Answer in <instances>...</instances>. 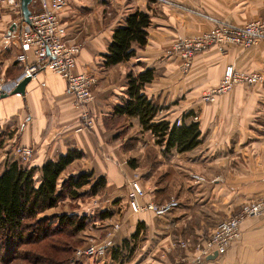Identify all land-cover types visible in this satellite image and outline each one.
<instances>
[{
	"label": "crops",
	"instance_id": "obj_1",
	"mask_svg": "<svg viewBox=\"0 0 264 264\" xmlns=\"http://www.w3.org/2000/svg\"><path fill=\"white\" fill-rule=\"evenodd\" d=\"M4 7L0 77L16 79L23 73L17 62L19 40L16 33L7 37L20 12ZM185 8L234 25L264 18V0H66L60 14L67 29L65 41L82 46L75 72L98 79L95 99L88 108L93 129L79 131L85 110L66 96L65 80L52 72L31 81L25 95L0 99V173L7 162L16 159L13 151L17 146L35 149L34 159L25 164L29 168H41L71 150L82 151L83 158L70 165L63 178L89 172L106 178L104 195H100L107 197L106 203L123 204L126 209L113 243L120 246L141 225L146 233L139 248L144 264H178L171 253L174 242L187 241L193 246L202 242L205 230L193 227L189 220L194 213L204 218L215 219L221 213L223 218L229 217L264 194V80L251 87L236 86L212 104L202 100L204 93L220 84L227 66L264 78V42L250 49L232 46L224 54L212 48L184 71L179 56L168 54L173 43L213 27L204 16ZM136 11L151 17L147 45H135L136 56L130 61L105 68L104 56L115 30ZM147 70L155 77L143 93L160 107L158 120L190 123L198 116L201 143L193 151L165 153L153 135L142 129L138 118L116 113L128 99V74ZM129 172L141 176L149 199L161 203L176 198L179 208L163 218L150 212L134 214L126 201L124 176ZM110 207L105 211L113 209ZM241 231L240 243L204 264H264V215L244 222ZM190 258L188 253L185 261ZM111 262L118 261L110 253L105 264Z\"/></svg>",
	"mask_w": 264,
	"mask_h": 264
},
{
	"label": "trees",
	"instance_id": "obj_2",
	"mask_svg": "<svg viewBox=\"0 0 264 264\" xmlns=\"http://www.w3.org/2000/svg\"><path fill=\"white\" fill-rule=\"evenodd\" d=\"M150 25L151 17L144 12L136 11L128 15L125 24L114 32L108 53L104 56L103 66L111 68L134 58L136 56L134 46L144 48L148 43L147 30ZM154 77L152 70L139 75L129 73L128 99L124 105L116 108V113L138 118L142 129L153 135L156 144L163 147L165 153L173 150L181 154L193 151L201 143L199 124L196 121L190 123L183 121L177 126L176 123L158 120L160 107L143 93ZM83 156L82 151L71 150L56 161H48L41 168H29L18 159L5 164L0 173V262L2 264H11L19 260L57 264L55 253L58 250L53 241L45 247L46 254H38L34 250H26L21 254L22 247L30 243L38 244L46 241V236L51 230L53 233H60L65 227H69L72 229V234L86 230L91 220L88 215L63 213L55 214L50 218H41L42 214L59 208L65 202L76 203L83 197L99 196L106 188V178L96 177L94 172L63 178L67 168ZM130 165L134 167L132 161ZM87 187L89 189L84 190ZM111 213L104 211L99 217L105 220ZM143 230L145 229L139 225L130 239H125L121 247L112 249L113 259L121 264L123 258L132 256ZM35 236L39 239L37 242H28ZM127 251L130 254L126 255ZM68 263L74 264L75 259H69Z\"/></svg>",
	"mask_w": 264,
	"mask_h": 264
},
{
	"label": "built area",
	"instance_id": "obj_3",
	"mask_svg": "<svg viewBox=\"0 0 264 264\" xmlns=\"http://www.w3.org/2000/svg\"><path fill=\"white\" fill-rule=\"evenodd\" d=\"M164 1V0H160ZM9 6L12 10H18L20 17L11 27L8 37L12 33L17 34L20 53L17 62L22 65L23 73L16 79H5L0 77V97L8 96L14 92L18 85L27 77L31 81H38L44 72H52L63 78L66 82L65 94L71 98L75 105L84 109L82 123L79 131L93 129L94 118L90 115L89 106L93 103L94 87L98 79L93 74L76 73L77 59L81 53L80 44L65 41L67 29L61 23L60 14L66 7V0H32L28 21H25L22 12L21 0H0V15ZM213 23V27L206 33L177 40L173 43L168 54L178 55L181 66L188 71L194 59L212 49L217 48L224 54L229 47L253 48L260 42H264V18L255 20L242 26H236L226 21L204 16ZM264 78L256 72H245L238 70L235 66H227L220 84L204 93L202 100L206 103H215L217 99L230 93L236 86H255L263 82ZM43 85H45L43 83ZM194 116V121H198ZM177 126L182 124L181 120L176 122ZM13 155L23 164L30 163L35 157V149L32 147L17 146ZM128 189V206L134 214L153 213L158 218H163L180 206L176 198L158 204L149 199L148 191L141 182V176L137 172L125 176ZM264 215V195L246 206L243 211L234 217L223 221L212 234L208 242L196 245L200 256L195 258V264H203L207 258L215 253L222 254L228 245L239 237L241 223L247 219H254ZM121 229V224L108 238L99 246H90L85 250H78V257L96 256L105 253L113 245V239ZM180 248L188 249L190 243L180 241Z\"/></svg>",
	"mask_w": 264,
	"mask_h": 264
},
{
	"label": "rangeland",
	"instance_id": "obj_4",
	"mask_svg": "<svg viewBox=\"0 0 264 264\" xmlns=\"http://www.w3.org/2000/svg\"><path fill=\"white\" fill-rule=\"evenodd\" d=\"M185 10L188 11L189 13H192V14L199 16V17H203V16L207 15V14L198 12L197 10L192 9V8H185ZM230 24H232V23H230ZM236 26H242V25H236ZM131 174H132V172H129V175H131ZM88 189H89V187L85 188L84 190H88ZM127 193H128V191H127ZM101 195H104V194H101ZM101 195L95 196V197H83L81 200H79L76 203L75 202L74 203L65 202V203H63V205H60L58 209H56L54 211H50L44 215L42 214L41 218H44V217L50 218L51 216L55 215L56 213L57 214H63V213L84 214L85 212H87V215H88V217H91V220H90V223L87 225L86 230L82 231L80 233L72 234V229L69 227H65L63 229V231L60 233H53L51 230L48 233V236H46L47 237L46 241L39 242L38 244L37 243H34V244L30 243L29 245L22 247L21 254L23 253V251L26 252V250H28V251L34 250L38 254L39 253H42V254L45 253L46 254L45 247H47L49 245L50 241H53V242H55V244L57 246V250H58L55 253L57 256L55 262L57 264H73V263H68V260L72 259V258H73V260L75 259L74 264H105L106 261L108 262V255H110V253H112L111 250L114 249L115 247H119V246H116L114 243H113V245H111V247L109 248V250L107 252L102 253V254H98L96 256L78 257V255H77L78 250H85L90 246H93V245L99 246V245L103 244V242H105L107 240L108 234L110 232H113L114 229L117 228L118 224H121L122 216H123L122 212L124 210H126L125 208L123 209V207H122L124 205L122 204V206H121V204H113L112 205L110 203H106L107 197L101 196ZM263 195H261V196H263ZM255 200L256 199H254L253 201L247 202L246 204H243L239 209L234 211V213H232V215H230L229 217L223 218V214L221 213L219 215V217H216V218L214 217L215 219H213L212 217L204 218V217H201V216L197 215L196 213H194V215L189 220L191 221L190 223L192 224L193 227H201L205 230L204 238H203L202 242L206 243V242H208V240L210 239L212 234L215 232L217 227L223 221H225L231 217L239 215L246 206H248L249 204H251ZM126 201H128V200L126 199ZM109 207L113 208V209H109V211L112 212L109 220L108 221L107 220L106 221L101 220L99 217V214L101 212L105 211V208H109ZM127 207L129 209L128 204H127ZM247 220H251V219H247ZM247 220H244L241 223V229H242L243 223L246 222ZM217 223H218V225H217ZM121 227H122V224H121ZM241 229H240L239 237L236 238L235 240H233L228 245L227 249L222 254H220L219 256L225 254L229 250V248H231L237 242L238 243L241 242V239H242ZM127 230H129V227ZM144 236H143V233L140 234L139 240H138L139 243L138 242L136 243V245L134 247L135 250L133 251L132 256L130 255L128 258L127 257L123 258L124 260L121 264H144L142 262L143 259H140V256L143 254V251L139 250V248L141 246H143V243H145V241H146V240H144ZM130 237H131V235L128 236L127 239H130ZM36 238H38V237L35 236L34 238H31L30 241H28V242H35V241L37 242L39 239H36ZM177 243L178 242L173 243L175 245V247H173V250H175V251L171 252V253L174 254L175 258L178 260V262H179L178 264H189L190 262H192V264H195L194 263L195 258H198L201 254V253H199V251L196 250V245L193 246V244L190 243V247L188 249H182L179 247V245ZM138 251H139V253H138ZM129 252H130V250H129ZM129 252L127 251L126 255L130 254ZM188 253H190L193 258H190L189 260L185 261L186 260L185 258H186ZM123 254H124V252H123ZM145 255H147V254H145ZM36 261L37 260H30V261L24 262L23 260H19V261L12 262L11 264H47L43 261H37L38 263H36ZM108 264H120V262L119 261L114 262V263L111 262ZM149 264H155V263H149Z\"/></svg>",
	"mask_w": 264,
	"mask_h": 264
},
{
	"label": "water",
	"instance_id": "obj_5",
	"mask_svg": "<svg viewBox=\"0 0 264 264\" xmlns=\"http://www.w3.org/2000/svg\"><path fill=\"white\" fill-rule=\"evenodd\" d=\"M32 3V0H22V12H23V17L25 19V21H28L29 16L31 15L30 12V4ZM16 25L14 24L13 27H15ZM31 82V78L27 77L25 78L19 85L18 87L14 90V92L12 93L14 94H20V95H25V91H26V87L27 85ZM6 96L0 97V99L5 98ZM218 253H215L211 256H209L207 258V261L210 260H215L216 258H218Z\"/></svg>",
	"mask_w": 264,
	"mask_h": 264
}]
</instances>
